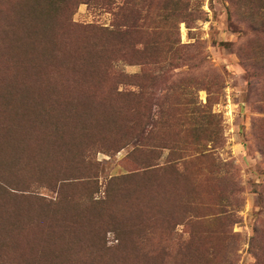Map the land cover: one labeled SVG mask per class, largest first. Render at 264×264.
Instances as JSON below:
<instances>
[{"label": "rangeland", "instance_id": "rangeland-1", "mask_svg": "<svg viewBox=\"0 0 264 264\" xmlns=\"http://www.w3.org/2000/svg\"><path fill=\"white\" fill-rule=\"evenodd\" d=\"M22 1L0 0V257L264 264V0H64L108 76L32 61Z\"/></svg>", "mask_w": 264, "mask_h": 264}, {"label": "trees", "instance_id": "trees-1", "mask_svg": "<svg viewBox=\"0 0 264 264\" xmlns=\"http://www.w3.org/2000/svg\"><path fill=\"white\" fill-rule=\"evenodd\" d=\"M89 1H98L99 0H89ZM64 4V0L57 1V0H23L22 2H18L15 4L14 11L11 10V12L15 15L12 19L19 24L22 25V27L25 28V39L26 42L24 45L28 48V52H32L31 60L32 61H40L41 64H50L52 62V59H55L53 51H55V54H58V47H72L74 49V52L72 55V59L74 63H78V67H84L86 64H89L91 69L89 70L88 74H100L102 76H108L111 75L112 72L110 70V60L102 56L101 51H99V48L97 44L91 42V44H85L87 43L90 38L81 36V39H69L67 38V34H65V28L69 26H64L60 24V20L62 19V16L59 14V8ZM134 12H132V17L130 19V25L127 27L129 29H134L135 25L133 22L134 19ZM71 26V25H70ZM100 31H103L99 29ZM115 37L112 40L117 39L118 33L117 31H110ZM93 37H91L92 39ZM90 39V40H91ZM87 41V42H86ZM116 42V41H115ZM117 43V42H116ZM115 43V44H116ZM86 49V50H85ZM153 52H156V47H153ZM88 51V52H87ZM81 53L84 55L82 56ZM52 58L51 60L49 59ZM49 59V60H47ZM117 59H113L115 61ZM119 60V59H118ZM113 75V74H112ZM117 75V74H115ZM117 76H125L122 73H118ZM131 94L132 93H127ZM131 111H129L130 113ZM113 117V115L105 114L101 115L98 119H93V124L97 123V121L101 118V120L106 124L105 121L110 120ZM114 122V121H111ZM91 130H94V128L91 127ZM107 130V128H106ZM94 146V143L87 144V148H91ZM117 178H113L111 181H115ZM8 180V181H6ZM4 184V183H3ZM10 185H12L11 181L9 179H5L4 186L7 188H13ZM20 221L16 224H10V233L15 231H22L25 227L31 225L34 227L35 225L32 224V222L29 220L26 223L19 225ZM6 243H10V241H6ZM6 244H2L0 242V247L5 246ZM0 263L1 264H7L4 257H0ZM52 264V263H51Z\"/></svg>", "mask_w": 264, "mask_h": 264}]
</instances>
